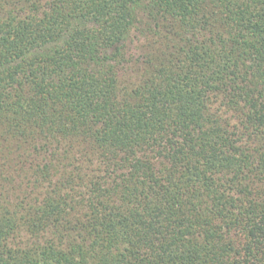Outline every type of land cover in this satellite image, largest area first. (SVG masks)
<instances>
[{
  "label": "trees",
  "instance_id": "16d2710c",
  "mask_svg": "<svg viewBox=\"0 0 264 264\" xmlns=\"http://www.w3.org/2000/svg\"><path fill=\"white\" fill-rule=\"evenodd\" d=\"M0 264H264V0H0Z\"/></svg>",
  "mask_w": 264,
  "mask_h": 264
}]
</instances>
